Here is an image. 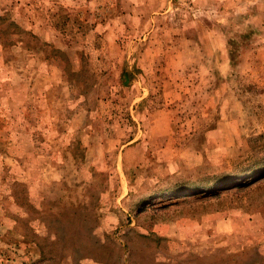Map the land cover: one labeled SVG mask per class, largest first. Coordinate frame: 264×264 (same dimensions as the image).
<instances>
[{
    "label": "rangeland",
    "instance_id": "1",
    "mask_svg": "<svg viewBox=\"0 0 264 264\" xmlns=\"http://www.w3.org/2000/svg\"><path fill=\"white\" fill-rule=\"evenodd\" d=\"M0 264H264V0H0Z\"/></svg>",
    "mask_w": 264,
    "mask_h": 264
}]
</instances>
